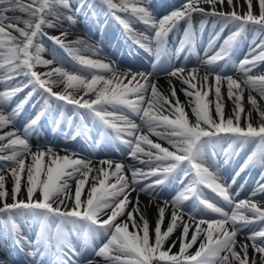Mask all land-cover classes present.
I'll list each match as a JSON object with an SVG mask.
<instances>
[{
	"label": "snow or ice",
	"instance_id": "snow-or-ice-1",
	"mask_svg": "<svg viewBox=\"0 0 264 264\" xmlns=\"http://www.w3.org/2000/svg\"><path fill=\"white\" fill-rule=\"evenodd\" d=\"M100 3L106 9L105 17L115 19L135 46L152 53L154 43L157 59L167 50L169 33L181 22L187 23V27L177 52L186 46L195 47L198 37L191 24L195 13L217 17L221 22L220 30L209 40V47L221 40L222 43L203 61L205 66L219 67L221 62L230 61L249 25H254L262 38L253 42L236 66L241 74L239 79L224 75L222 69H210L202 77L199 68L188 70L187 74L184 67L167 73L187 85L182 91L190 98L188 106L193 120L171 80L169 98L152 82L153 73L131 68L120 71L114 63L84 55H98L100 49L82 38L68 39L62 21L70 25L75 21L72 16L61 18L57 5L72 11L70 0H0V247L11 243L20 251L27 250L31 264H44V257L53 249L57 256L55 264H264V228H254L256 224H264V203L256 199L264 194V107L252 95L255 91L264 99V72L252 74L264 65V0H243L246 10L242 12L241 0H184L159 18L151 10L152 0H100ZM225 3L231 10H218ZM85 7L96 15L93 4L81 3L75 11ZM16 11L27 18L9 15ZM136 22L151 28L154 37L137 32L133 28ZM104 24L106 27V19ZM45 27L59 29V34L49 35ZM226 28L234 30L224 38ZM43 37L53 43L54 52L62 50L80 65L81 71L103 70L111 75L93 74L89 79L63 66H54L61 64V60L56 55L52 59L41 56L44 49L39 41ZM37 66L48 70L39 72ZM59 83L64 84V89L54 91L53 86ZM224 84L227 99L233 105L227 116L221 91ZM245 88L249 90L250 110L244 107ZM25 89L30 90L7 111L9 102ZM81 90L95 98H78L75 93ZM210 93L213 98H209ZM35 96H40L43 104L21 131L15 127L16 118ZM54 102H59L55 108ZM62 105H71L73 115L66 117ZM123 108L138 115L151 132L167 141L171 150L148 135H137L139 126L122 114ZM253 111L259 117L255 122ZM49 114L55 126L62 122L73 124L76 117L81 122L77 135L85 136L91 128L84 121L86 116L90 117L102 127L101 136L110 135L126 144L130 156L148 166V170L133 169L110 159L101 160L100 167L95 168L90 160L77 158L75 153L60 155L50 144L33 151L29 136ZM6 128L10 130L5 131ZM125 134L132 138L124 139ZM249 144L255 148L241 171L258 165L262 169L261 181L247 198L237 201L220 182L216 158L223 154L226 162ZM126 168L132 173L131 183L125 175ZM9 180L10 189L6 187ZM174 181L178 182L176 195L156 205L155 224L150 226L139 197L132 201L130 192L138 189L155 198L157 188ZM86 185V198L82 199ZM205 189L220 197L231 210L225 211L212 202ZM186 201H192L191 212L182 207ZM23 219L37 222L34 239L23 232L20 223ZM165 222L166 227H162ZM178 229L180 236L169 243ZM239 235H244V239L239 240ZM73 236L80 239V245L73 243ZM177 243L179 249L174 252ZM0 264H7L6 259L0 258Z\"/></svg>",
	"mask_w": 264,
	"mask_h": 264
},
{
	"label": "bare ground",
	"instance_id": "bare-ground-1",
	"mask_svg": "<svg viewBox=\"0 0 264 264\" xmlns=\"http://www.w3.org/2000/svg\"><path fill=\"white\" fill-rule=\"evenodd\" d=\"M25 2H27V0H25ZM241 3H242V7H241L240 10L242 12V11L246 10V5H243V0H241ZM218 9L224 10L225 12H228V11L231 10L226 3L223 5L222 9L219 6H218ZM72 10L73 11H69L68 10L69 14L66 15L64 11L60 10L59 8H57V14L59 16H61V18L64 17V16H72L74 21H75V23H83V22L86 23V21H83V19H82V15H83L84 9L82 11L76 12L74 10V6L72 5ZM9 15L21 16L22 18H27L24 13H21L19 11L18 12L17 11L16 12H11V13H9ZM49 18L51 19V17H49ZM100 18H101V15H99L97 13L96 16H95V19H100ZM62 23H63V29H65V30H67V32H69L68 31V25H70V24L67 21H62ZM21 26H23V25H21ZM133 28L135 29V25L134 24H133ZM50 31L55 33L56 35H58L60 30L59 29H51ZM43 49L44 50L41 52V56L43 58H46V59H52L53 55H55V54H53L50 50H48L44 46H43ZM154 50H155V46L153 47V51ZM136 51L137 52H141L139 49H137ZM54 66H58V65H54ZM42 68H46V67L41 66V69ZM47 70L48 69L46 68V70H44L43 72H45ZM137 72H142V71H137ZM76 74L87 75V77L89 79L91 78V75H93V74H95V75H105L106 77L111 75L110 73L103 72V70H101V72H99V73H76ZM199 75L202 77L204 74L199 73ZM233 77L235 78V76H233ZM164 79H167V78H164ZM159 80H161V79H159ZM152 82H154L157 85L159 91H161L165 96H169V98H171V90H170V85L169 84H162L159 81L154 80L153 78H152ZM124 83H127V80H124ZM172 85L175 86L176 95L179 98L180 102L185 106V111L188 114L189 118L194 120V116L192 115L191 108L188 106V101H189L190 98L188 96H186L184 94V92L182 91V88H186L187 85H183L180 81H177L176 83H174ZM131 86L132 85H129V87H131ZM55 87H56V90L58 92H60V91H62L64 89V84L63 83H59V84H56ZM0 90H2V85H0ZM69 91H72V89H69ZM221 91H222V94L224 95V98H225L224 111H225V115L227 116V115L231 114V110H232L233 105H232V102L227 99V86H226V84L223 85ZM253 92H255V91H253ZM75 94L77 95L78 98L81 97V96L84 99H89V100L95 98L94 95H92V94L85 95L82 90L77 92V93H75ZM248 94H249V90L247 88H245V91H244L243 95H244V101H245L244 107H245L246 110H250L251 107H252L247 102ZM149 95H150V92H149ZM256 95H257L256 98H257L258 102L260 103L261 107H264V99H261V97L257 93H256ZM209 98H213L211 93H210ZM15 106H16V104L14 105V107ZM144 106L147 107V105H144ZM7 111H11V109L7 108ZM164 114H167V112H165ZM212 114L215 115L214 111H213ZM252 116H253V121L254 122L259 119L258 113H256L255 111L252 112ZM27 122L25 123V121H22V122L20 121L17 125L15 124V127L19 128L22 131L24 126H26L28 124ZM241 123L243 124V119H242ZM62 124H63V122H62ZM136 124L139 126V132L136 133V134H138V135H141V134L148 135L149 139L153 140L154 142L161 143L163 146L169 147L170 150H171V147H170V145H168L167 141L162 140L160 137H157L153 132H151L149 130V128L147 127V125L141 119H138ZM7 130H10V129L6 128L5 131H7ZM157 130H161V129H157ZM31 136H33L32 133L29 136V141H30V144L32 146L34 142L31 140ZM37 148H39V147H34L33 146L32 150L35 151ZM59 154L60 155H65L67 153L59 152ZM120 163H123L124 165L129 166L128 163L124 159H121ZM92 166L95 167V168H99L100 167V162H92ZM104 167H105V169L107 171H109V173H111V171H112L111 169H107L106 165ZM125 175H126L127 179H129L130 176H132V173H131V171L128 168L125 169ZM112 182L115 183V178L114 177L112 178ZM71 183H72L73 191H74L75 190V181H72ZM6 187L9 188V189L11 188V180L8 181V183L6 184ZM22 191H24V189H22ZM86 194H87V185L85 187L84 194L82 195V199L86 198ZM146 194L147 193L139 192V190L137 189V191L130 192L129 198L132 201H135L136 198L139 197L140 205H141V207L144 210L145 217L148 219V221L150 223V226L154 227L156 216H157L156 205L158 203L162 205L163 202H161V201H159V200H157V199H155L153 197L146 196ZM9 202H11V201L9 200ZM162 227H166V222H165V225L162 226ZM130 230H131V228H130ZM37 231H38V229L36 230V228L31 227V232L34 235H36ZM180 233L178 234V236H180ZM178 236H174L173 238H171L169 240V243H171V240H175ZM72 239H73V243L75 244L77 240H75L74 236H73ZM178 249H179V243H177L176 247L173 248V251L176 252V251H178ZM54 256H56V255H54ZM8 258L9 257H5L4 259H6L8 264H10L9 260H7Z\"/></svg>",
	"mask_w": 264,
	"mask_h": 264
}]
</instances>
